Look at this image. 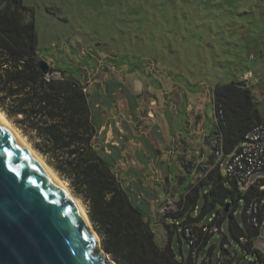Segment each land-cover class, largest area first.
I'll list each match as a JSON object with an SVG mask.
<instances>
[{
  "label": "rangeland",
  "instance_id": "1",
  "mask_svg": "<svg viewBox=\"0 0 264 264\" xmlns=\"http://www.w3.org/2000/svg\"><path fill=\"white\" fill-rule=\"evenodd\" d=\"M23 1L34 10L38 56L88 88L104 158L151 222L156 241L163 247L171 241L180 259L187 261L191 247L174 224L202 214L210 186L200 187L197 208L177 218L164 219L161 209L169 197L180 200L197 182L194 157L213 159L210 138L217 129V85L251 71L247 86L264 114V0ZM195 106L202 110L199 125ZM108 132L112 139L105 143ZM185 155L190 157L188 167ZM227 159L221 167L224 178ZM258 178H264V171L246 186L239 184V190L245 193ZM83 205L94 228L88 206ZM220 209L216 202L205 210L200 225L209 224ZM243 209L242 200L236 212L241 224ZM225 235L231 253L222 254ZM254 240L264 251V240ZM98 242L101 249V238ZM202 245L200 256L211 250V264L224 255L227 264H264L256 254L243 251L227 220L222 231Z\"/></svg>",
  "mask_w": 264,
  "mask_h": 264
},
{
  "label": "trees",
  "instance_id": "2",
  "mask_svg": "<svg viewBox=\"0 0 264 264\" xmlns=\"http://www.w3.org/2000/svg\"><path fill=\"white\" fill-rule=\"evenodd\" d=\"M41 61L34 10L23 0H0L1 112L88 206L94 228L101 236L102 248L113 260L118 264H189V258L187 261L180 259L171 241L164 247L156 241L151 222L133 203L121 178L104 158L98 147V131L86 86L65 74L62 78L48 80L40 68ZM50 70L54 69L50 66ZM213 99L226 158L242 145L245 135L256 124L264 123V114L246 81L232 80L217 85ZM220 109L222 116L218 113ZM185 162L190 161L185 159ZM205 164L214 167L181 198L183 209L162 214L163 218H177L180 213L197 208L200 187L208 185L210 190L205 195L202 214L195 218L189 215L182 223L174 224L178 234H184L186 226L192 225L199 232L201 253L204 240L222 231L223 222L227 220L230 234L241 244L243 251L264 259V253L254 245L258 231L248 223L245 212L251 200L264 198V188H261L264 179L243 193L237 182L222 176L214 152L213 159L201 163L198 170ZM242 200L244 224L236 218ZM216 202L221 203V209L209 224L200 225L198 221L203 219L205 210L214 207ZM171 225H168L169 232L174 233L176 230ZM214 228L217 230L213 231ZM223 240L227 248L222 245L221 253H231L226 235ZM208 253L210 262L207 264H211V250ZM223 258L220 261L219 257L218 264H227L226 255ZM250 264H256V261H250Z\"/></svg>",
  "mask_w": 264,
  "mask_h": 264
},
{
  "label": "water",
  "instance_id": "3",
  "mask_svg": "<svg viewBox=\"0 0 264 264\" xmlns=\"http://www.w3.org/2000/svg\"><path fill=\"white\" fill-rule=\"evenodd\" d=\"M39 65L45 74L50 71L47 61ZM97 234L0 123V264H118L100 249Z\"/></svg>",
  "mask_w": 264,
  "mask_h": 264
},
{
  "label": "built area",
  "instance_id": "4",
  "mask_svg": "<svg viewBox=\"0 0 264 264\" xmlns=\"http://www.w3.org/2000/svg\"><path fill=\"white\" fill-rule=\"evenodd\" d=\"M46 77L48 80L52 78H62L63 73L54 69L46 73ZM245 78L249 79L250 74H248ZM85 90L88 91V88L85 87ZM218 113L222 116L223 111L220 109ZM215 120L218 126L219 118L216 115ZM210 142L213 147L216 162L220 163L222 167L223 160L225 159L223 152V136L218 127L211 135ZM213 167L214 166L210 164L203 165V169L198 170L195 175L197 177V182L206 178ZM260 171H264V123L262 122L256 124L245 135V140L242 145L233 154L228 156L226 163V177L229 180H233L238 184L246 186L252 176ZM262 179L264 178H258L252 185L258 184ZM261 188L263 189L264 186H261ZM180 201L181 199L175 200L173 197H169L161 209V214L165 215L182 210L183 206L180 204ZM245 212L248 223L254 226L258 231L256 239L264 240V198L251 200L247 204ZM204 230H207V228H204ZM216 230L217 228L213 229V231ZM184 235L191 247L189 264L209 263V257L205 256L201 258L200 256V236L198 230H196L192 225H188L184 229ZM262 252L264 253V251ZM220 261H222L221 256Z\"/></svg>",
  "mask_w": 264,
  "mask_h": 264
},
{
  "label": "bare ground",
  "instance_id": "5",
  "mask_svg": "<svg viewBox=\"0 0 264 264\" xmlns=\"http://www.w3.org/2000/svg\"><path fill=\"white\" fill-rule=\"evenodd\" d=\"M0 123L7 129V131L20 142L26 150L42 165L45 171L48 173L51 179L61 186L69 196V198L74 202L75 206L79 209L85 222L89 225V228L93 231L97 238V232L91 227V222L87 215V211L79 197L74 195L70 190L68 183L60 178V176L46 163L43 157L36 151L32 145L26 140V138L18 131V129L13 125V123L6 117V115L0 110Z\"/></svg>",
  "mask_w": 264,
  "mask_h": 264
},
{
  "label": "crops",
  "instance_id": "6",
  "mask_svg": "<svg viewBox=\"0 0 264 264\" xmlns=\"http://www.w3.org/2000/svg\"><path fill=\"white\" fill-rule=\"evenodd\" d=\"M48 63H49V61H47ZM50 64V63H49ZM51 66V65H50ZM248 74H250V78L252 77V73H251V71H246V72H244V73H242L241 75H239V76H236V78L235 79H233V80H242V81H246V83L247 82H249V80H250V78L249 79H246L245 77L248 75ZM247 87H249V88H251V86H247ZM213 101H214V99H213ZM193 108V106L192 105H190V107H189V110H191ZM92 112H93V109H92ZM200 115V118H198V116ZM194 116H195V124L196 125H199L200 123H201V120H202V110L201 109H199L198 107H196L195 106V112H194ZM102 129H104V126L101 128V130ZM99 135V134H98ZM108 139V140H107ZM109 139H112V134H111V132H108V136H107V138H106V140H105V143H107V142H109ZM97 143H98V141H97ZM112 143H115V141H112ZM98 147L100 148V145L98 144ZM101 149V148H100ZM102 149H104V148H102ZM189 154V153H188ZM185 157H186V155H185ZM188 158H190V157H186L185 159L187 160ZM195 158V164H196V166H200V163H203V162H205V160H204V157H203V155H201V157H194ZM188 192V190L186 191V193ZM185 193V194H186ZM184 194V195H185Z\"/></svg>",
  "mask_w": 264,
  "mask_h": 264
}]
</instances>
